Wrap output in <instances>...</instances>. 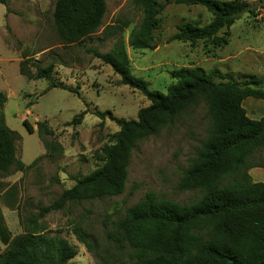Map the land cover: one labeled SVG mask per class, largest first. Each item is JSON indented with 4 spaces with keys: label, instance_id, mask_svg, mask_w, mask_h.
<instances>
[{
    "label": "rangeland",
    "instance_id": "1",
    "mask_svg": "<svg viewBox=\"0 0 264 264\" xmlns=\"http://www.w3.org/2000/svg\"><path fill=\"white\" fill-rule=\"evenodd\" d=\"M55 1L8 0L7 6L0 4V92L7 97L2 112L6 126L19 135L15 144L17 159L25 166L37 159L24 172L0 174V224L8 239L23 234L25 220L36 215L38 208L48 206L76 179L100 165L102 149L111 144L118 127L108 116L99 119L94 112L107 111L119 119L135 120L138 110L150 105L146 96L121 84L111 68L89 50L105 53L122 39L131 73L144 80L149 90L163 94L174 83L170 72L180 68H201L216 82L221 80L216 71L232 78L252 75L262 79L264 87V34L260 32L264 20L256 12L260 7L253 13L242 14L213 40L191 45L168 39L177 32L178 25L189 22L204 26L212 16L200 6L169 5L159 16L160 27L154 33L157 47L153 51H138L127 45L130 33L141 19L129 0H104L102 26L71 45L63 44L54 28ZM235 1L252 6L258 0ZM23 59H27V67L52 65L53 80L77 94L48 89L45 80H27L18 71ZM83 112L79 124L68 125ZM24 120L32 127V134L22 125ZM42 122L52 132L45 140L60 145V152H45L36 134L37 124ZM209 126L203 103L189 109L172 125L137 144L122 194L70 203L47 214L42 219L43 234L65 239L76 248L77 255L67 264H127L128 251L113 241L112 224L148 191L178 204H191L200 198L199 192H183L177 186L182 171L205 140ZM263 161L264 151L256 153L251 163ZM75 230L84 235L88 249ZM2 239L0 233V255L6 250Z\"/></svg>",
    "mask_w": 264,
    "mask_h": 264
},
{
    "label": "trees",
    "instance_id": "2",
    "mask_svg": "<svg viewBox=\"0 0 264 264\" xmlns=\"http://www.w3.org/2000/svg\"><path fill=\"white\" fill-rule=\"evenodd\" d=\"M7 2L0 0L3 6ZM129 3L141 14L127 42L130 49L138 51H153L157 47L154 33L160 27L159 16L169 5L200 6L212 16L204 26L189 22L178 25L177 32L168 39L191 45L213 40L242 14L255 12L248 4L235 0H129ZM104 13V0H56L53 25L63 44H78L99 30ZM89 52L108 65L121 84L146 96L150 105L139 109L135 120L119 119L107 111L93 113L99 119L108 116L118 127L111 144L102 149L100 165L76 179L71 188L48 206L38 208L36 215L25 220L23 234L8 239L0 224L6 245L0 264H67L75 258L77 250L67 240L43 234L42 219L70 203L122 194L137 144L172 125L199 103L206 107L210 126L195 157L182 171L177 188L199 192L200 198L191 204H178L159 199L148 191L122 218L114 221L112 239L128 251L127 264H264V183H253L248 176L252 167H264V161L251 163L256 153L264 151V116L258 121L250 120L241 106L246 98L264 101L263 80L244 74L232 78L216 71L221 79L216 82L201 68H180L170 72L174 83L163 94L149 90L144 80L131 73L122 39L108 52ZM26 62L27 59L19 62L18 71L27 80H45L48 89L60 88L77 94L53 80L52 65L27 67ZM6 101V95L0 92L2 175L24 172L37 162L35 159L25 166L17 159L15 144L19 135L6 126L2 112ZM83 114L68 125L79 124ZM22 125L29 134L33 133L26 120ZM36 134L47 154L61 151L60 145L45 140L52 136L45 123L37 124ZM75 233L88 249L90 245L84 235L79 230Z\"/></svg>",
    "mask_w": 264,
    "mask_h": 264
},
{
    "label": "crops",
    "instance_id": "3",
    "mask_svg": "<svg viewBox=\"0 0 264 264\" xmlns=\"http://www.w3.org/2000/svg\"><path fill=\"white\" fill-rule=\"evenodd\" d=\"M260 26L261 34H264V23ZM261 37L264 40V36ZM241 106L250 120L258 121L264 116V101L261 99L246 98L242 101ZM248 176L253 183H264V167H252L248 171Z\"/></svg>",
    "mask_w": 264,
    "mask_h": 264
},
{
    "label": "built area",
    "instance_id": "4",
    "mask_svg": "<svg viewBox=\"0 0 264 264\" xmlns=\"http://www.w3.org/2000/svg\"><path fill=\"white\" fill-rule=\"evenodd\" d=\"M257 17L264 20V5L257 9Z\"/></svg>",
    "mask_w": 264,
    "mask_h": 264
},
{
    "label": "water",
    "instance_id": "5",
    "mask_svg": "<svg viewBox=\"0 0 264 264\" xmlns=\"http://www.w3.org/2000/svg\"><path fill=\"white\" fill-rule=\"evenodd\" d=\"M263 5V2L258 0L257 2H255L252 6H250V10H255L257 9L258 7H261Z\"/></svg>",
    "mask_w": 264,
    "mask_h": 264
}]
</instances>
